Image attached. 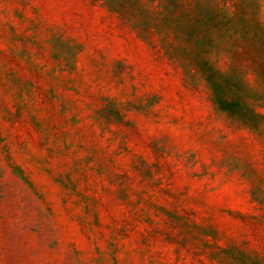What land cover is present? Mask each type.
<instances>
[{"label": "rangeland", "instance_id": "374dc122", "mask_svg": "<svg viewBox=\"0 0 264 264\" xmlns=\"http://www.w3.org/2000/svg\"><path fill=\"white\" fill-rule=\"evenodd\" d=\"M0 264H264V0H0Z\"/></svg>", "mask_w": 264, "mask_h": 264}]
</instances>
